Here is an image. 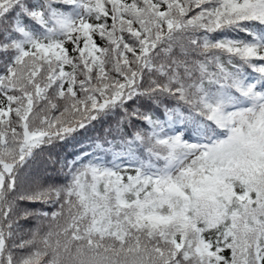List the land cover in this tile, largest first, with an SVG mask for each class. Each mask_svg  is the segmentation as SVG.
<instances>
[{
	"label": "snow or ice",
	"instance_id": "6c2138e0",
	"mask_svg": "<svg viewBox=\"0 0 264 264\" xmlns=\"http://www.w3.org/2000/svg\"><path fill=\"white\" fill-rule=\"evenodd\" d=\"M0 264H264V0H0Z\"/></svg>",
	"mask_w": 264,
	"mask_h": 264
}]
</instances>
